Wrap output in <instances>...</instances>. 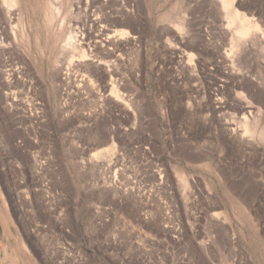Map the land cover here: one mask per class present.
I'll return each instance as SVG.
<instances>
[{"label": "rangeland", "instance_id": "rangeland-1", "mask_svg": "<svg viewBox=\"0 0 264 264\" xmlns=\"http://www.w3.org/2000/svg\"><path fill=\"white\" fill-rule=\"evenodd\" d=\"M0 264H264V0H0Z\"/></svg>", "mask_w": 264, "mask_h": 264}, {"label": "bare ground", "instance_id": "bare-ground-1", "mask_svg": "<svg viewBox=\"0 0 264 264\" xmlns=\"http://www.w3.org/2000/svg\"><path fill=\"white\" fill-rule=\"evenodd\" d=\"M226 8V7H225ZM225 11V10H224ZM226 14L229 16V21H230V24H231V28L233 29V34H231V35H234V39H235V41H236V43L238 42H240L241 41V39H243L248 33H249V31L250 30H252V29H254L255 27H257V25L256 26H254V25H250L249 24V22H248V20L246 19V18H244V17H241V16H238V14H236L235 12H232V11H229V10H227L226 9ZM226 17V16H225ZM227 20H228V18H227ZM228 24H229V22H228ZM229 24V25H230ZM252 24V23H251ZM72 31H70V33H71ZM69 33V35H68V38H67V43L68 44H70L71 42H72V44H70L72 47H76L77 46V48L76 49H78V44L75 46V44H74V42H76V40L74 41V39L76 38V35H74V37H73V35H72V33L70 34ZM232 39V38H231ZM73 40V41H72ZM78 41V40H77ZM77 43V42H76ZM235 43V42H234ZM237 45V44H236ZM80 49H78V51H79ZM84 51V50H83ZM79 52L78 54H79V57H83V56H85V53L84 52ZM71 61V60H70ZM70 63V62H69ZM111 82V81H110ZM111 92L112 93H114L115 94V96L116 97H118V98H120V97H122L123 98V95H119L118 94V92L114 89V88H112L111 89ZM117 99V98H116ZM118 100V99H117ZM247 134V133H250V130L246 127V125H244L243 126V134ZM242 135V134H241ZM250 135V134H249Z\"/></svg>", "mask_w": 264, "mask_h": 264}]
</instances>
